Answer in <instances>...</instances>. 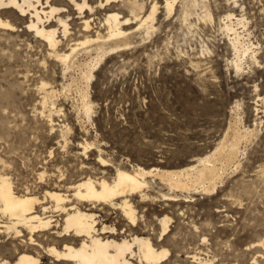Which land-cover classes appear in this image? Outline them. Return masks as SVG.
I'll use <instances>...</instances> for the list:
<instances>
[{
	"label": "rangeland",
	"instance_id": "1",
	"mask_svg": "<svg viewBox=\"0 0 264 264\" xmlns=\"http://www.w3.org/2000/svg\"><path fill=\"white\" fill-rule=\"evenodd\" d=\"M153 1L157 11L149 33L144 26L137 28L138 21L131 23L130 45L106 53L93 71L89 117L79 93L78 68L64 72L23 30L27 16L21 20L11 8L0 10V18L16 25L10 32L0 28V156L5 171L18 188L41 192L38 171H61L70 180L85 171L101 174L98 155L110 162L102 172L108 178L119 165L181 168L212 149L225 132L230 139L234 125L242 134L248 127L249 134L240 138L238 164L226 166L213 191L170 188L166 180L147 175L148 197L143 202L138 195L132 198L138 225L131 232L153 231L157 238V218L167 215L170 231L162 244L173 256L187 258L186 251H195L207 255L208 264H252V256L261 252L258 261L264 264V243L257 242L264 241V0H204L212 14V20L204 21L197 16L203 12L200 3L183 19L185 0H176L169 15L164 0H143L145 11ZM66 6L75 29L80 18L73 6ZM98 10L95 16L101 19L105 9ZM229 12L244 17L245 26L236 25L235 18L233 25L245 42L255 43L251 48L257 60L246 55L240 69L231 65L232 34L222 24ZM43 80L55 89L47 100V108L52 101L57 109L52 122L46 108L40 112ZM162 193L175 200L162 199ZM99 214L98 226L128 232L130 224L120 209L106 207ZM0 238L6 242L0 246L2 258L12 246L6 236ZM44 256V262L61 264Z\"/></svg>",
	"mask_w": 264,
	"mask_h": 264
},
{
	"label": "bare ground",
	"instance_id": "2",
	"mask_svg": "<svg viewBox=\"0 0 264 264\" xmlns=\"http://www.w3.org/2000/svg\"><path fill=\"white\" fill-rule=\"evenodd\" d=\"M175 2L176 0H164L163 7L168 15L172 13ZM94 3H89V0H0V10L11 8L17 12L21 20L27 16L23 30L32 33L43 47L46 57L60 63L64 72L75 66L78 68L77 76L83 82L81 88H78L87 117L91 109L88 87L94 77L93 71L106 53L130 45L131 23L138 21L137 28L144 26L148 34L149 28H153L152 22L157 11L156 1L151 3L147 11L143 0H97ZM199 3L203 12L199 15L196 11L197 16H200L198 18L211 19L209 4L207 5L204 0L200 2L185 0L183 19H187L192 13L191 8ZM66 4L73 6L77 13L76 17L80 18L79 26L75 29L70 26L69 20L72 17ZM119 6L124 7L126 12L119 11ZM98 9H105L101 19L95 16ZM233 18L236 25L241 23L245 26L246 23L244 17H235L231 12L225 13L222 18L223 27L232 34L228 36L233 49L231 65L235 69H240L243 68V59L246 55L249 54L248 56L256 61L257 54L255 55L251 48L255 43L245 42L246 37L244 40L241 38L239 30L233 25ZM15 26L11 20L0 18V28L3 30L10 32L15 30ZM84 55H87V60L82 59ZM44 80L39 85V89L43 90L40 112L43 114L46 108L48 120L52 122L51 116L57 109L52 101L51 106L47 108V100L55 89L46 85L50 81ZM237 126L232 127L230 139L225 132L212 149L184 167L161 169L137 165L126 169L119 165L115 168L113 176L108 178L102 172L110 162L108 163V160L106 162L105 157L98 155L96 162L102 168L101 174L85 171L84 176L70 180L61 171L57 173L54 171L45 173L43 169L38 171L41 192L29 186L20 189L14 185L5 171L6 160L0 156V237L6 236V240H9L8 243L12 246L11 253L0 258V264H50L43 261L44 254L49 256L52 262L57 261L61 264H208L212 260L207 258V255L206 258L201 257L193 250L194 252L186 251L187 258H181L173 256L169 248L163 246L162 242L170 231V217L167 215L157 218L160 227L157 238H154L153 231L131 232L138 221L132 198L138 195L143 202L148 197L149 181L146 176L149 174L166 180L170 188L200 187V190L205 192L215 190L218 181L223 178L222 173L226 166L238 164L236 158L240 152V138L251 131L246 127L242 134V129L240 131ZM85 148L86 146L82 150ZM170 194L162 193V199L175 200ZM106 207L121 210L124 219L130 224L127 233L118 234L117 228L106 224L98 226L101 223L99 212ZM4 241L0 238V246L6 244ZM42 251L44 254H41ZM261 256L263 254L257 252L252 256L251 263L260 264L258 257Z\"/></svg>",
	"mask_w": 264,
	"mask_h": 264
}]
</instances>
